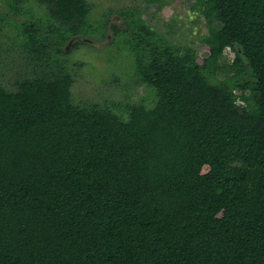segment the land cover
Returning <instances> with one entry per match:
<instances>
[{
  "label": "trees",
  "instance_id": "trees-1",
  "mask_svg": "<svg viewBox=\"0 0 264 264\" xmlns=\"http://www.w3.org/2000/svg\"><path fill=\"white\" fill-rule=\"evenodd\" d=\"M31 2L48 12L24 25L41 71L0 83V264H264V0H197L201 63L122 11L113 28L156 92L127 116L75 103L66 69L46 73L90 34L92 4L10 5Z\"/></svg>",
  "mask_w": 264,
  "mask_h": 264
},
{
  "label": "rangeland",
  "instance_id": "rangeland-1",
  "mask_svg": "<svg viewBox=\"0 0 264 264\" xmlns=\"http://www.w3.org/2000/svg\"><path fill=\"white\" fill-rule=\"evenodd\" d=\"M88 1L93 7L92 31L88 36L74 38L66 46L64 65L53 63L46 69L47 74H58L63 68L73 75L75 82L71 90L77 104L98 105L123 116L135 104L144 103L149 109L155 106L156 92L135 75L127 42L113 28L126 27L122 11L139 9L143 18L167 40L194 48L200 63L209 54L203 43L209 30L196 6L197 0H168L163 5H150L144 0ZM24 9V12L13 11L10 0H0V14L6 18L0 26V83L11 91L16 90L24 77L33 75L36 68L37 71L42 68L28 56L24 25L44 26L48 20L47 8L31 2ZM234 59L235 52L228 48L223 63L231 64ZM226 73H220L219 79L223 80ZM249 80L250 76H244L242 83Z\"/></svg>",
  "mask_w": 264,
  "mask_h": 264
}]
</instances>
